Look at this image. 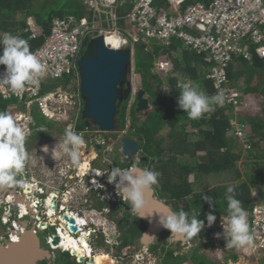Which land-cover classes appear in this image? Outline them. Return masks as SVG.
I'll use <instances>...</instances> for the list:
<instances>
[{
	"label": "built area",
	"instance_id": "2783aa9c",
	"mask_svg": "<svg viewBox=\"0 0 264 264\" xmlns=\"http://www.w3.org/2000/svg\"><path fill=\"white\" fill-rule=\"evenodd\" d=\"M156 0H83L86 13L78 18L75 15L55 17L51 32L44 35L41 26L33 16L28 17L27 26L16 34L28 41L30 51L35 53L44 65L39 83L26 84L20 92L0 82V98L14 100L10 114L18 125L26 128L31 136L33 131L43 130L46 124H36L35 112L44 120L61 123L67 120L70 111H79L81 102V78L78 61L83 55L88 38L98 35L116 34L121 38L118 49L132 47L136 42L152 39L170 46L174 40L184 42L199 54H206L213 62L208 78L214 82L216 93H224L223 106L214 105L211 112L230 108L234 112L243 110L244 103L251 98L240 88L230 86L228 68L235 58L251 59L253 52L264 59V0H199L183 8L187 0H163L158 7ZM127 5H131L128 9ZM127 24L134 25V32L128 31ZM42 38L43 43L32 47V40ZM86 47V45H85ZM3 52V45L1 44ZM0 65V78L5 72ZM173 67V61L162 56L156 64L159 73H167ZM184 81H180L182 85ZM250 126V125H249ZM246 149H252L251 130L246 125L234 123L229 130ZM262 143V142H261ZM11 188V187H9ZM21 190L0 188V243L16 242L26 228L24 220L26 209L22 201ZM253 208L247 211L253 244L243 247L242 254L264 256V201L255 199ZM63 236L65 231L57 229ZM222 233V232H221ZM223 236V234L221 235ZM52 236L48 245H52ZM149 253V252H148ZM137 253L134 264H141L146 257L152 260V254Z\"/></svg>",
	"mask_w": 264,
	"mask_h": 264
},
{
	"label": "flooded vegetation",
	"instance_id": "af4514ba",
	"mask_svg": "<svg viewBox=\"0 0 264 264\" xmlns=\"http://www.w3.org/2000/svg\"><path fill=\"white\" fill-rule=\"evenodd\" d=\"M88 42L86 40V46ZM139 88L136 89L137 92ZM79 100L80 110L70 111L67 120L52 123L43 119L46 128L36 129L27 138L26 149H38L29 152L25 172L17 177L19 183L15 187L3 188L5 191L18 189L23 193L22 201L27 214L24 226L34 230L42 247L49 251V256L43 258L40 264H134V257L139 252H149L148 254L153 255L154 260L145 255L146 261L144 260L143 264H254L249 256L239 255L243 248L226 247V239L221 236L222 221L226 225L228 216V211L225 210L215 215L216 221L211 227L207 225V219L202 220L204 228L198 235L187 240L180 238L174 243H169L171 233L164 231L153 239L149 246L142 244L141 237L148 224L134 213L126 199L117 194L115 184L108 183L107 174L113 167L127 169L141 162L145 166L138 164L140 167L153 169L160 162L142 160L149 157L141 147L143 137L138 135L139 130H135L133 135L138 137V160L128 159L122 153V142L127 138L125 132V135L121 136L120 151L116 150L112 159L106 157L105 147L111 142L112 136L110 137L109 132L112 131H97L92 119L83 118L85 103L81 93ZM134 103L138 104L136 97L130 101L127 117H133L131 105ZM151 106L149 102V109L143 110L145 117L154 108ZM143 111H137V118ZM123 127L127 128V125ZM66 128L81 134L85 141L80 149V159L75 164L59 149L62 140L58 137H65ZM56 144L53 157L52 149ZM99 173L103 174L98 175ZM153 191L154 196L172 210L188 212L196 210L194 193H206L207 190L194 191L183 198H173L158 186H154ZM72 226H75L76 230H73ZM58 228L68 236L63 237ZM204 229L213 231L214 235L206 237ZM217 233L220 235L217 236ZM49 236H52V245L56 249L47 244ZM79 250L81 253L74 254ZM214 256L217 259H214ZM256 257L264 261L263 257Z\"/></svg>",
	"mask_w": 264,
	"mask_h": 264
},
{
	"label": "trees",
	"instance_id": "16d2710c",
	"mask_svg": "<svg viewBox=\"0 0 264 264\" xmlns=\"http://www.w3.org/2000/svg\"><path fill=\"white\" fill-rule=\"evenodd\" d=\"M195 1L199 0H187L183 8ZM155 4L161 7L163 0H156ZM130 7L131 5H127L128 9ZM85 13L86 6L83 0H0V35L5 32L16 34L27 26V19L30 16L36 19L43 34L49 35L53 18L67 15L81 18ZM42 43L43 39L37 38L32 40L31 45L38 47ZM252 52L253 57L250 60L243 57L235 58L230 64L228 68L230 86L240 88L238 86L241 84L242 89H240L243 94H259L264 98V59L260 58L255 51ZM0 54H2L1 44ZM163 55L173 61V67L166 73V77L161 76L162 73L156 70L157 61ZM238 63L241 66L235 69ZM213 64L207 60L206 54L197 53L179 40H174L170 46H165L152 39H142L135 44V70L141 73L140 87L145 90L144 97L148 98L151 107L154 108L147 117L138 120L137 104L131 105L133 115L131 128L133 130L130 133L135 135L134 131L139 130L138 135L143 137L141 147L149 157L148 160H159L158 166L153 167L160 173L158 187L173 198H183L194 193L189 180L191 175L197 178L200 172L209 175L236 168L241 157V151L236 153L232 150L233 142L228 137L229 130L235 123L233 108H230L229 114L225 109H219L215 112L209 111L199 119H190L186 112L177 107L180 81L195 82L208 96L215 95L214 82L208 78ZM255 80L257 84H253ZM164 86L168 87L170 92H164L162 90ZM14 103V100L5 101L0 98V112L10 113L9 105ZM129 106L130 98L119 107L116 120L123 126L128 122ZM262 110L263 117L262 115L248 117L243 114L238 115L239 124L249 123L252 128L250 140L253 148L248 150L247 158L253 159L260 155L264 157V146H261L264 143V107ZM35 119L38 125L44 123V117L38 112H35ZM188 125L197 129L198 138L186 130ZM165 126H169L171 131L167 136H161L160 132ZM198 153H203V155L198 157ZM184 155L190 156L191 166L186 163H177L179 157ZM261 162L256 161V165L260 167ZM138 164L145 166L141 162ZM248 173L247 180L215 186L206 193H194L197 214L189 210L187 212L189 216L206 221L209 212L214 215L224 210L227 212L226 191L229 185L234 186L235 198L241 201L245 211L251 210L256 202L253 190L261 182V177H253ZM204 195L213 199L211 206L209 201L202 198ZM260 195L261 198L257 199L264 201V191Z\"/></svg>",
	"mask_w": 264,
	"mask_h": 264
},
{
	"label": "clouds",
	"instance_id": "9594fccd",
	"mask_svg": "<svg viewBox=\"0 0 264 264\" xmlns=\"http://www.w3.org/2000/svg\"><path fill=\"white\" fill-rule=\"evenodd\" d=\"M0 44L3 45L0 65L6 66L0 82L7 84L13 92L22 91L26 84L39 83L38 78L44 71V65L37 55L30 51L27 40L5 32L0 35ZM179 88L177 107L186 112L190 119H199L214 105L223 106L226 102L224 93L208 96L195 82H185L179 85ZM164 91L170 92V89L164 87ZM29 135V131L18 125L10 113L0 112V188L15 187L19 183L17 177L25 172L30 156L26 149ZM84 143L81 134L71 128H66L65 137L59 144V149L62 154L68 155L75 164L80 159V149ZM56 147L57 144L52 149L53 157ZM101 174L103 173L98 175ZM159 176V172L147 167H140L137 162L127 169L113 167L107 174V179L108 183L115 184L117 194L126 199L136 213L144 217V210L151 203L148 193L153 192L154 186H158ZM202 198L209 201L211 206L213 200L211 197L204 195ZM226 199L228 201L226 225L222 221L226 247L251 246L253 235L250 233L247 213L242 207L241 201L235 198L233 185L227 187ZM158 216L159 223L171 232L169 243H174L176 239L187 240L196 236L205 226L204 221L195 216L190 217L186 211L177 212L166 206L163 211L158 213ZM206 219L207 225L211 227L216 221V216L209 212ZM219 235L220 233H217V236Z\"/></svg>",
	"mask_w": 264,
	"mask_h": 264
},
{
	"label": "water",
	"instance_id": "95a60500",
	"mask_svg": "<svg viewBox=\"0 0 264 264\" xmlns=\"http://www.w3.org/2000/svg\"><path fill=\"white\" fill-rule=\"evenodd\" d=\"M135 49L126 47L118 49L110 46L104 35L91 38L78 61L80 70V93L84 100L83 118L92 119L97 131H113L120 105L130 98H137V111L149 109V100L144 97L145 90H136L135 82L128 78L129 69L134 62ZM89 122V121H87ZM139 152V143L132 138L122 142V153L133 159ZM142 160H148L143 158ZM129 168V167H128ZM151 201L141 217L148 224L141 237L142 244L149 246L151 241L162 232H170L159 223L158 213L163 211L166 203L148 193ZM171 209V208H170ZM134 211V210H133ZM134 213H136L134 211ZM76 230L75 226H72ZM57 239L54 241V243ZM81 251H75L79 254ZM49 256V251L42 247L37 233L26 228L16 242L0 243V264H40ZM82 260V258H80ZM106 263V260L103 261Z\"/></svg>",
	"mask_w": 264,
	"mask_h": 264
},
{
	"label": "rangeland",
	"instance_id": "374dc122",
	"mask_svg": "<svg viewBox=\"0 0 264 264\" xmlns=\"http://www.w3.org/2000/svg\"><path fill=\"white\" fill-rule=\"evenodd\" d=\"M127 28H128V31L134 32L133 29H135V26L134 25L131 26V25L127 24ZM140 75H141V73H137L136 70H135V58H134V62H133V64L131 65V67L129 69L128 78L131 81L136 83V89L139 88V86H140V79H141ZM160 75L163 76V77L167 76L165 73H162ZM254 84H257L256 80L254 81ZM164 87H162L163 89L161 88L163 91H164ZM238 87H240L242 89V85L241 84ZM78 93L80 95V90L79 89H78ZM255 96H256V100H254L255 97L252 96L249 99V101L244 103L243 110H242V112H243L242 114L244 116L248 117L249 115H254L255 114V115H258V116L262 115V117H263L262 108L264 107V98H263V96H260L259 94H256ZM131 104H132V102H131ZM16 108H17V106L9 105L8 109L10 111L11 109H16ZM141 113H142V115H138L139 120H142V119L145 118V112L143 111ZM118 114H119V112H118ZM116 123L118 124V127L116 128V130H114L115 132H113V131L109 132L110 137L112 136L111 137V142H109L108 146L105 147V149H106L105 156L109 157L110 159H112L114 157V153H115L116 150L118 152L120 151V142L122 140L121 136L125 135V133L127 135V138H132V139H134L135 141L138 142V137L133 136L130 133V131L133 130L131 128V125L133 126L131 115H128V122L126 124L127 128L121 126L118 122H116ZM249 125L250 124L248 123L246 126L248 127ZM186 130L188 132H190V133H193L195 138H198L199 133L197 132L196 128H193L191 125H188ZM170 131H171V128L169 126H165L161 130L160 135L161 136H167L170 133ZM129 135H131V136L129 137ZM230 135H231V133H229V136ZM58 138H60L62 140L60 142V143H62L63 140H64V136H62V137L59 136ZM234 140H235V138H234ZM236 147H239L240 149H242L240 144H237ZM236 147L233 145L232 146V150L233 151L236 150ZM37 149L38 148L29 149V150L27 149V151L28 152H32V151H35ZM34 153L35 152H33V154ZM201 155H203V153H198L197 154L198 157L201 156ZM139 156L140 155L137 154V156H135L133 159H137L138 160ZM253 161H255V160H253ZM253 161L244 160V158H240L238 160L236 168H232V169H229V170L221 172V173H215V174H209V175L204 173V172H200L197 178H194V176L191 175L189 177V180H190V182L192 184V187H193V190L195 192H203V191L208 190L209 188H212V187L217 186V185H228L230 183H237L240 180H245V179L247 180V178H248L247 173L249 172L248 174H251L253 177L254 176H256V177L259 176L260 177L261 176V178H262L261 182H259L258 185H257L258 188H257V191L255 193V195L258 196L260 190L264 191V166L260 170L261 164H260V167H259ZM177 163H186V164H188V166H191L192 165V160H191L190 156L184 155V156L179 157V160H177ZM254 199L257 200V198H254ZM0 232H3L2 227H0ZM204 235L206 237H209L211 235L213 236L214 232L213 231H206L204 229ZM217 250H218L219 253H222L221 250H219V249H217ZM214 259H217V258L214 256ZM232 260H235V258H232ZM143 263H141V264H143ZM260 263L264 264V261L262 260V261H260Z\"/></svg>",
	"mask_w": 264,
	"mask_h": 264
},
{
	"label": "crops",
	"instance_id": "0c3cea01",
	"mask_svg": "<svg viewBox=\"0 0 264 264\" xmlns=\"http://www.w3.org/2000/svg\"><path fill=\"white\" fill-rule=\"evenodd\" d=\"M240 63H238V64H236L235 65V69H239L240 68ZM254 84V83H253ZM245 95H248V96H250V97H255V99L254 100H256V94H253V93H248V94H245ZM243 112H242V110H239L238 112H234V116H235V122H237L238 123V115H240V114H242ZM249 116H258V115H249ZM239 124V123H238ZM248 128H249V130H251L252 131V128H251V126H248ZM230 133V132H229ZM229 133H228V137L231 139V142H233L232 144L236 147L237 146V144H240L241 142H239L235 137H234V135H230L229 136ZM234 138H235V140H234ZM241 145V144H240ZM261 146H264V143H262L261 144ZM241 147H242V149H240L239 147H236V150H234L236 153H238L239 151H241L242 153H241V157L240 158H244V160H251V161H253V160H255V161H253V162H255L256 163V161H262L261 162V164H262V166H261V168H260V170L262 169V167L264 166V157H263V155H260V157H254L253 159H251V158H247V155H248V150H251V149H246L245 147H243L242 145H241ZM256 154V153H255ZM256 155H258V154H256ZM257 164V163H256ZM259 170V171H260ZM255 171V170H254ZM261 177V176H260ZM195 178V177H194ZM262 179V178H261ZM217 186H219V185H217ZM215 187V186H214ZM257 188L258 187H256L254 190H253V193H254V198H261L260 196V194L263 192V190H260L259 191V195L258 196H256L255 195V193H256V191H257ZM255 200V199H254ZM247 212V211H246ZM243 250V249H242ZM239 255H241V256H244L243 254H242V251L239 253ZM261 257H263L264 258V256H261ZM249 258L252 260V261H254V264H257V262L258 263H260V261H262L263 259H257V257H256V255H254V254H250L249 255Z\"/></svg>",
	"mask_w": 264,
	"mask_h": 264
},
{
	"label": "bare ground",
	"instance_id": "6f19581e",
	"mask_svg": "<svg viewBox=\"0 0 264 264\" xmlns=\"http://www.w3.org/2000/svg\"><path fill=\"white\" fill-rule=\"evenodd\" d=\"M106 41L110 46L118 48L121 38L118 35L113 33V34L107 35Z\"/></svg>",
	"mask_w": 264,
	"mask_h": 264
}]
</instances>
